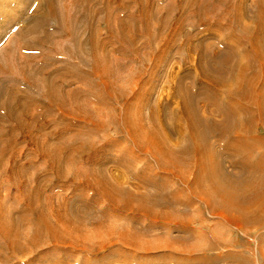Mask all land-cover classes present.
Instances as JSON below:
<instances>
[{
  "label": "bare ground",
  "instance_id": "6f19581e",
  "mask_svg": "<svg viewBox=\"0 0 264 264\" xmlns=\"http://www.w3.org/2000/svg\"><path fill=\"white\" fill-rule=\"evenodd\" d=\"M0 1H2L1 5H9V2H4L5 0ZM16 1H22L23 10L28 11L35 0ZM245 1L227 11L225 10L229 6L228 0H218L216 5L209 8L205 4L200 5L197 11V15L200 16L198 21L201 22H198L199 24L215 23L209 17H205L206 15L222 16L225 21L233 22L240 38L247 40L248 43L245 48H241L242 51L236 44H231L223 52H216L213 44L199 43L193 46L188 43L185 47L186 52L197 56L194 71L186 70L185 75L173 78V82L170 81L171 102L162 105L157 102L146 122L141 114L135 117L126 115L121 118L113 113L107 117L110 113L107 114L96 108V111H90L89 103L77 102L62 92L65 85H56L55 78L67 76L70 74L69 71L61 73L58 69L49 70L45 64H37L29 56L18 54V52L23 54V52L37 51L36 49L48 42L49 38L47 39L45 35L52 34L47 30L42 31L43 36L37 33L38 35L30 40L22 42V39L24 37L28 39L29 33L38 32L37 27L41 28L50 17L58 18L54 0H39V12L32 13L28 17V20L32 19L30 27H23L20 20L11 22L10 28L15 27L16 32L14 39L9 42H14L15 45L7 44L1 50L6 53L0 54V56L6 54L5 65L3 62L0 63V124L2 126L0 189L6 188L4 198L0 197V264H9L14 258L17 259L16 256L26 254L28 251H31L29 255L38 252L45 245L47 246V242H55L54 244L63 250L69 248V252L63 253L64 259L69 258L70 253L85 252L87 256L83 264L91 260L94 264H99L98 252L114 243L143 250L147 244H143L140 240L142 231L137 232L130 226L126 230L119 229L111 222L106 226L107 239H104L99 235L101 220L93 218L94 225L92 230H89L82 224V218L90 216L92 205L100 200L106 201L116 212H136L152 219L165 218L168 214L164 212L161 214L160 211L171 204V198L168 197L171 193L168 192L172 190L174 192L172 198L186 195L184 204L188 208L193 196L217 215L221 223L234 227V231L242 238L240 244L243 243L247 249L254 248L260 264H264L262 233L264 230V0H254L252 6ZM89 10L90 16L84 18L88 36L82 40L74 31H66V34L75 42L78 51L83 53L85 46H88L92 59L91 74L94 78L98 76L100 79L97 85L104 84L105 91L111 97L119 95L120 93H116L120 82L117 76L119 63L114 64L106 53L100 52L103 45L90 33L91 19L96 18L98 11L95 7ZM34 20L37 25L32 24ZM214 20L220 19L214 18ZM159 24L161 23L152 25L147 20L144 25L150 43L159 38L158 34L153 32L158 29ZM161 25L163 29H167L168 20ZM178 27L174 30L172 38L181 33V25ZM235 29L232 28L230 34H233ZM1 31L2 29H0V40L4 36ZM127 39L129 43L134 41L132 37ZM161 40L160 38V43ZM20 48L23 52L19 50ZM6 57L10 60L9 64L5 62ZM149 57L144 55L140 62L144 64L149 61ZM164 59V57L157 58L156 67L161 65ZM78 60L81 64H86L85 59L80 58V55ZM8 74H11L10 77ZM141 76L138 72L131 75L126 82H136ZM8 78L12 81L11 85H6ZM149 80H154L153 74L150 75ZM187 80L189 82L186 84ZM90 82L84 83L87 90L92 84ZM22 85L28 88V93L23 92L20 88ZM66 86L70 84L67 83ZM31 91L44 101L46 108L54 106L62 109V106L74 101L79 114L100 118V121L95 123L100 128L105 130L114 126L125 131L129 136L131 147V149L127 147L113 158L124 168L119 170L116 167L110 169L106 166L110 160L108 158L103 159L102 165L94 163L90 165L87 161L93 154L89 150L90 147L82 143L78 147H67L66 143L53 145L34 142L35 145L38 144L36 145L38 156L46 164L42 180L45 182L54 178L58 181H70L76 183L74 191L82 193L78 196L74 194L80 205L69 202L54 203L56 208L53 210L58 209V211L55 215L51 214L52 217L38 210L37 202L40 199L38 187L32 188L34 196L28 197L29 191L26 195L28 201H31V198L36 200V207L33 208L30 204L28 210L30 213L27 211L25 215L16 217L14 209L10 210L7 204V193L13 189L5 187L6 185L1 181L6 176L13 180L26 176L24 168H20L16 160L17 156L14 158L6 155L5 166L1 159L4 158L6 150L2 149L1 143L3 141L5 143L4 137L9 133L11 134L9 145L15 146L19 140L16 133L25 125L22 117L33 118L29 113L32 102ZM92 96L94 97L92 100L97 101L96 95ZM98 102L105 104L102 99H98ZM175 104L176 106L172 108ZM157 105L160 107L159 113ZM131 107L132 104H127L125 110L129 111ZM105 118L109 122H106ZM134 149L146 156L140 174L137 173L139 179L134 173L136 174L135 165L141 160L134 153ZM148 157L152 160L151 166ZM76 158L79 163L81 160L84 162L79 164ZM152 167L160 170L153 177L147 175V171H151ZM160 173L161 176L163 173L175 177L176 183L170 185L162 178L163 176H159ZM160 177L162 181H159ZM10 186H14L15 195L19 184ZM179 186H183V189L189 193H184V190L178 188ZM84 191L90 193L87 195ZM47 212L51 213L48 210ZM30 216L33 218L31 219ZM22 220L32 225L30 234L25 237L20 233ZM251 227L257 229L256 234L244 230ZM208 228L201 226L200 230L193 234L199 241L191 247H186V252L207 254L213 247L230 243L218 238L216 233L211 229L208 231ZM217 234L224 236V233ZM248 236L252 239L248 240ZM21 239H24L23 244ZM95 242L100 243L97 245V250H95ZM127 254L129 255L128 252ZM248 258L251 259L249 256ZM104 259L107 257L105 256ZM14 263L19 262L14 261Z\"/></svg>",
  "mask_w": 264,
  "mask_h": 264
},
{
  "label": "rangeland",
  "instance_id": "374dc122",
  "mask_svg": "<svg viewBox=\"0 0 264 264\" xmlns=\"http://www.w3.org/2000/svg\"><path fill=\"white\" fill-rule=\"evenodd\" d=\"M85 1L54 0L58 18L50 17L41 28L37 27L38 32L29 33L28 39H25V37L22 39V42L30 40V38L37 36V33L43 36L42 31L47 30L48 33L52 34L45 35L47 39L49 38L48 42L43 47L36 49L37 51L30 53L23 52L22 48H20L19 50L23 54L19 52L18 54L29 56L37 64H45L49 70L58 69L61 73L69 71V75H62L60 79L55 78L56 85H65L62 92H65L66 95L71 96L77 102L89 103L90 111L94 112L96 108L97 110H103L105 113L107 112V114L110 113L107 117H110L112 113L117 114L121 118L126 115L135 117L141 114L146 122L152 110L156 107L157 102L160 105L162 103H170V81L173 82V78L185 75L186 70L194 71L195 68L197 56L186 52L185 47L188 43L193 46L199 43L204 45L213 44L216 52L225 51V48L231 44H236L239 46L238 49L242 51L241 48H245V45L248 43L247 40L240 38L238 29H235L233 22L231 23V20L225 21L221 18L222 16L206 15L205 17H209L215 23H198L200 22L198 21L200 16L197 15V11L200 5L205 4L209 8L216 5L218 0H88L87 3ZM190 1H192L191 4ZM228 1L229 6H227L228 9L225 11L238 6L243 0ZM1 2L0 29H2L1 32H3L4 36L0 40V52L7 44L12 43L15 45L14 42H9L14 39L16 32L15 27L10 28L11 22L20 20L23 27H30L32 19L28 20V17L32 13H38L40 10L39 0H35L30 9L28 8V11L26 9L23 10L22 1L5 0L4 2H9V5H1ZM245 2L252 6L254 0H246ZM93 7L97 9L98 13L95 19H91L90 33L95 35L98 38V42L103 45L100 52L106 53L107 57L114 64L119 63L117 76L120 82H118L119 87L117 86L116 93L120 94L112 97L105 91L104 84L97 85L98 80H100L99 77L96 76L95 79L91 74L90 62L92 59L90 50L87 48L88 46H85L83 53L78 51L77 46H75L76 44H74L75 42L69 39V35L66 34V31H74L79 39L83 40L86 38L88 33L85 29L86 23L84 18L86 19L90 16L89 9ZM214 18L220 20H214ZM147 20L152 25L156 23L163 24L165 20H168L169 26L167 29H163L162 25L159 24L158 29L153 30L155 34H158L159 38L155 39L152 43H150L148 35L144 31V25ZM32 24L37 25L36 20ZM179 25L182 27L181 33L172 38L174 30ZM232 28L236 31L234 30L235 32L230 34ZM130 37L134 40L133 43L128 42L127 38ZM160 38L162 39L161 43ZM3 53H6V51L0 54L2 55ZM150 54L151 56L149 57ZM4 55L6 56V54ZM4 55L0 56V63L3 62L5 65ZM79 55L80 58L85 59V65L81 64L78 60ZM144 55L149 57V61L142 64L140 59ZM162 56L165 58L163 63L156 67V59L159 57L163 58ZM5 62L9 64V58L6 57ZM138 72L142 75L140 80L126 82L130 79L131 75H135ZM151 74L154 76V80L152 81L149 80ZM10 75L8 74V77ZM86 81H91L90 83H92L88 90L84 85ZM187 82L189 81L187 80L186 84ZM67 83L70 86H66ZM11 84L12 81L8 78L6 85ZM20 88L23 92L28 93V88L25 85H22ZM30 94L32 102L30 103L29 113L33 118L22 117L25 125L20 132L16 133L19 140L15 146L10 147L9 145L11 138V134L9 133L4 137V140L6 139L5 143L4 141L1 143L2 149L6 150L4 158L1 159L5 166L7 165L6 155L7 157L13 156L14 158L17 156L16 160H18L20 168H24L26 172V176L17 180L9 179L7 176L1 179L3 184L6 185L5 187L13 189V191L10 190L7 193L8 199H6L8 200L9 209H14L16 217L25 215L30 209V204H32L33 208L36 207L35 199L31 198V201L27 200L28 197L35 195L32 188L38 187V190L40 189V199L37 202L38 210L44 211L49 216L51 214L55 215L56 211H58V209L56 211L53 210L56 208L54 207V203L60 202L64 204L65 202H69L76 205L77 200L75 196L82 194L77 190L74 191L76 183L58 181L54 178L45 182L42 180V175L46 171V164L38 156L36 145L40 143L53 145L66 143L67 147H78L82 143L90 147L89 150L93 154L87 161L90 165L93 163L102 165L103 159L106 160L108 158L110 160L106 166L110 169L116 167L119 170H124V168L118 165L113 158L127 147L131 149L130 142L128 141L129 136L125 131L114 126L105 130L100 128L95 124L100 121V118L93 115L87 117L81 113L79 114L77 106L73 103L74 101H70L69 105L62 106V109L54 106L46 108L44 101L37 94L32 91ZM92 95H96L97 101L92 100ZM98 99H102L105 104H99ZM145 101L148 102L143 104ZM127 104H132L129 111L125 110ZM175 106L176 104L172 105V108ZM157 107L159 113L160 107L158 105ZM104 120L109 122L106 118ZM0 130H2L1 124ZM34 142L38 144L35 145ZM134 153L141 160L135 165L136 174L134 173L136 178L139 179L137 173L140 174L144 162L143 159L146 160V156L135 149ZM76 162L79 163L78 158H76ZM83 162L81 160L79 164ZM148 162L151 166L152 160L150 159ZM159 171L158 168L152 167L151 171H147V175L153 177ZM159 176H161V173ZM162 176L170 185L176 183L175 177L163 173ZM161 177L159 181L163 180ZM134 179L130 180L136 181ZM157 179L159 178L157 177ZM15 183L19 184L17 195H14V186H10ZM150 188L152 187L150 186ZM178 188L184 190L183 186H179ZM28 191L30 195L26 198ZM5 192L6 188L0 189V197L2 199L6 194ZM84 192L87 195L90 193V191ZM168 193H171L168 196L171 198V204L160 211L161 214H163L162 212L168 214V217L165 218L152 219L136 212H116L104 200H100L92 205V209H90L92 210L91 215L82 218V224L87 229L92 230L91 228L94 225L92 224L93 218H96L98 221L101 220L99 235L101 236L100 238L107 239L105 234L106 226L111 222L118 226L119 229L126 230L129 226L134 227L137 232L139 230L143 232L139 237L143 244H147L145 249L136 250L125 247L122 243H114L98 252L99 264H260L255 249L252 247L247 249L243 243L240 244V239L242 238L234 231V227L221 223L218 216L212 213L201 201L197 198L194 199L192 196V202L188 205V208L184 204L186 195L172 198L173 190ZM184 193L189 192L184 190ZM74 194L76 195L74 196ZM77 204L80 205L79 202ZM47 210L51 213H48ZM28 212L30 213V211ZM30 218L32 219L33 217L30 216ZM29 223L22 220L20 227L22 237L30 234L32 225ZM201 226L205 228L209 227L208 231L209 229L213 230L218 238H223V241L230 243L213 247L207 254L186 252V247H191L199 241L196 240L193 234L199 231ZM244 230H249V233L253 234L257 233V229L253 227L245 228ZM119 231L122 232V230ZM217 233H224V236L221 237ZM262 233L264 234V230ZM247 239L250 240L252 238L248 236ZM21 241L23 244L24 239H21ZM54 243L47 242V246L45 245L44 247L45 249L32 252L31 255H29L31 251H28L26 254H19L16 256L17 259L15 260L14 258L13 260L19 262L17 264H83L85 261L84 258L87 254L85 252L82 253V251L70 253L71 256L64 259L62 257L63 253L69 252L70 249L63 250ZM98 244L94 243L96 245L95 250H97ZM109 252L110 256H108ZM53 256L55 257L52 263L51 258ZM105 256L107 259H104ZM14 261L9 264H16ZM91 261L87 264H94Z\"/></svg>",
  "mask_w": 264,
  "mask_h": 264
}]
</instances>
